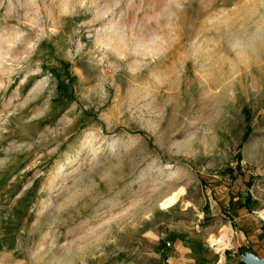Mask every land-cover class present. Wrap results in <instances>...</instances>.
Instances as JSON below:
<instances>
[{"label":"rangeland","instance_id":"rangeland-1","mask_svg":"<svg viewBox=\"0 0 264 264\" xmlns=\"http://www.w3.org/2000/svg\"><path fill=\"white\" fill-rule=\"evenodd\" d=\"M246 255L264 264V0H0V264Z\"/></svg>","mask_w":264,"mask_h":264},{"label":"trees","instance_id":"trees-1","mask_svg":"<svg viewBox=\"0 0 264 264\" xmlns=\"http://www.w3.org/2000/svg\"><path fill=\"white\" fill-rule=\"evenodd\" d=\"M57 89H58V91L60 92V93H66L67 92V86L61 81V80H59L58 79V81H57ZM248 129H247V131H246V134L244 135V137H243V140H245L246 138H247V135H248ZM240 158V155H237V159H239ZM245 201H250V197L249 196H247L246 197V199H245ZM249 204V203H248ZM247 204V205H248ZM166 247V245H163V247ZM164 247V248H165ZM240 252V254L242 255V254H246V251L244 250V249H241V251H239Z\"/></svg>","mask_w":264,"mask_h":264},{"label":"water","instance_id":"water-1","mask_svg":"<svg viewBox=\"0 0 264 264\" xmlns=\"http://www.w3.org/2000/svg\"><path fill=\"white\" fill-rule=\"evenodd\" d=\"M243 258H244L246 264H254L253 260H250V259H249V261L246 260L247 258H249L248 255L244 256Z\"/></svg>","mask_w":264,"mask_h":264},{"label":"built area","instance_id":"built-area-1","mask_svg":"<svg viewBox=\"0 0 264 264\" xmlns=\"http://www.w3.org/2000/svg\"><path fill=\"white\" fill-rule=\"evenodd\" d=\"M235 235H237L238 233L237 232H234Z\"/></svg>","mask_w":264,"mask_h":264}]
</instances>
